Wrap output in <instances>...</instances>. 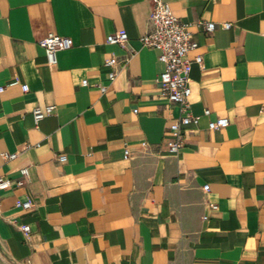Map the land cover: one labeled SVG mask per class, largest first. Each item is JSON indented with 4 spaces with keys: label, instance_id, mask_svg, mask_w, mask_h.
Returning <instances> with one entry per match:
<instances>
[{
    "label": "crops",
    "instance_id": "obj_1",
    "mask_svg": "<svg viewBox=\"0 0 264 264\" xmlns=\"http://www.w3.org/2000/svg\"><path fill=\"white\" fill-rule=\"evenodd\" d=\"M169 2L198 43L189 58L203 57L190 83L200 123L177 154L179 107L141 41L150 2L0 0V173L29 172L0 193V264H264V0ZM121 31L124 46L107 42ZM50 33L74 41L54 68L39 45ZM221 117L229 126L211 130Z\"/></svg>",
    "mask_w": 264,
    "mask_h": 264
},
{
    "label": "built area",
    "instance_id": "obj_2",
    "mask_svg": "<svg viewBox=\"0 0 264 264\" xmlns=\"http://www.w3.org/2000/svg\"><path fill=\"white\" fill-rule=\"evenodd\" d=\"M152 4V12L149 23L151 31L141 38L144 46L150 47L158 51L159 61L165 65V71L160 75L158 82L161 85L162 94L166 96L170 103L177 105L180 111V117L174 120L169 126L171 132V141L169 142V152L177 154L181 151L185 144V130L191 125L198 126L200 116L193 114L190 97L191 89V71L194 63L203 65V57L197 56L195 60L189 58V53L198 47V43L194 40L193 33L189 30L188 25L182 23L173 13L169 0H145ZM208 32L216 29L215 23H204ZM224 28L229 29L230 23H225ZM129 40L126 32L121 31L108 36L107 42L113 45L124 46ZM40 47L45 51L48 66L54 68L58 64L57 54L66 51L74 46V41L70 37L61 36L57 33H50L47 37L39 41ZM119 64L117 58H112L107 62L111 67L109 74L110 80L113 82L117 76L116 66ZM83 85H88V80L83 81ZM24 92L29 90L27 85H23ZM107 87L101 86V91L106 92ZM5 91L4 86H0V94ZM55 107H46L45 109L37 108L34 111V117L39 123L46 115L53 113ZM137 113V110L134 111ZM212 114L210 109H205L204 115L210 117ZM230 121L227 117H221L217 121H210L209 128L211 130L227 128ZM4 159L10 160L17 157V154H3ZM130 158V150L126 149L125 159ZM60 162H66L65 155L59 157ZM22 179L17 181V186H23L29 175L28 169L21 171ZM14 182L12 179L0 173V193L11 187ZM210 186L204 187L205 191H209ZM1 200V195H0ZM25 210L32 207L31 202L19 203ZM214 210L218 209V205L211 204ZM207 219V218H205ZM22 231L27 235L30 232V226L25 225Z\"/></svg>",
    "mask_w": 264,
    "mask_h": 264
}]
</instances>
